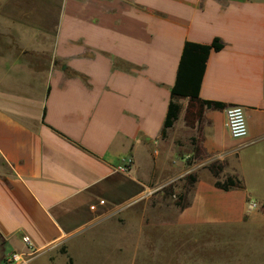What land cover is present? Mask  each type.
<instances>
[{
    "label": "crops",
    "instance_id": "1",
    "mask_svg": "<svg viewBox=\"0 0 264 264\" xmlns=\"http://www.w3.org/2000/svg\"><path fill=\"white\" fill-rule=\"evenodd\" d=\"M21 1L0 0V264L24 234L30 264H153L183 231L254 239L264 264V0ZM215 38L200 96L243 105L248 135L231 136L227 106L163 135L185 42ZM198 129L204 160L242 186L187 165ZM192 172L186 204L153 201Z\"/></svg>",
    "mask_w": 264,
    "mask_h": 264
},
{
    "label": "rangeland",
    "instance_id": "2",
    "mask_svg": "<svg viewBox=\"0 0 264 264\" xmlns=\"http://www.w3.org/2000/svg\"><path fill=\"white\" fill-rule=\"evenodd\" d=\"M24 2L21 0H17ZM197 112H189L188 110V99L182 100V111L179 117L176 119H181L186 128H177V132L186 137L190 138L192 135V128L197 126ZM175 121V122H176ZM174 122V124H175ZM174 124L172 126H174ZM170 126L169 128H171ZM201 131L198 129L196 135L194 136L193 143L194 145H188L193 150V153L188 157V164H200L201 168L206 167L210 162H206V154L201 151L197 153L195 151L196 146H200L201 141ZM182 138V137H181ZM184 139V138H183ZM219 164H216V167L219 168ZM199 167V168H200ZM177 179H164L159 184V191L153 193V201L161 199L163 202L168 203L169 205L181 206L186 204L190 200L191 189L193 187L190 184V174ZM196 175V174H195ZM150 194H145L140 198H146ZM186 231H183L182 235L174 236V239L177 242L168 240V243H163L164 245L158 244L160 250H163L165 254L163 259H157L153 264H249L254 263V256H248V254H254L257 252V247L255 245L254 239L240 238L239 235L228 234H214L210 238H200L199 241H191L185 239L187 236L184 234ZM182 236V237H181ZM169 237V236H168ZM169 239V238H168ZM185 239L187 243L185 245L182 242ZM182 241V242H181ZM264 242V241H262ZM179 245V246H178ZM166 249V250H165ZM158 250V251H160ZM261 250L264 251V245H262ZM261 252V251H259ZM263 253V252H261ZM166 255V256H165ZM259 262V261H257ZM264 262V261H263Z\"/></svg>",
    "mask_w": 264,
    "mask_h": 264
},
{
    "label": "trees",
    "instance_id": "3",
    "mask_svg": "<svg viewBox=\"0 0 264 264\" xmlns=\"http://www.w3.org/2000/svg\"><path fill=\"white\" fill-rule=\"evenodd\" d=\"M224 46L220 38H215L211 43H199L186 41L183 47L181 59L178 66L176 81L171 90V100L168 115L165 121L163 135H166L167 128L172 126L182 111V100L188 99V110L197 112V119L202 117L205 108L224 109L227 105L221 101L207 100L200 96L201 84L206 71L208 59L214 50H220ZM200 153L202 148L195 147ZM210 168L217 177L216 185L223 189L242 186L241 179L236 175H229L225 179L220 178L222 166L216 167V163ZM190 184L194 185L197 180L195 174H190Z\"/></svg>",
    "mask_w": 264,
    "mask_h": 264
},
{
    "label": "built area",
    "instance_id": "4",
    "mask_svg": "<svg viewBox=\"0 0 264 264\" xmlns=\"http://www.w3.org/2000/svg\"><path fill=\"white\" fill-rule=\"evenodd\" d=\"M226 111V125L229 132L234 138H243L248 135V123L246 117L245 107L240 104H231L225 108ZM132 161L127 160L125 164L121 165L119 169L126 172L130 170ZM105 200H100V203H104ZM258 202L255 200H250L248 203V210H254L258 207ZM96 206L91 205L94 209ZM23 241L28 245V251H13L8 254L5 258L8 264H30L33 256L37 253V249L29 235L24 234L22 237Z\"/></svg>",
    "mask_w": 264,
    "mask_h": 264
}]
</instances>
